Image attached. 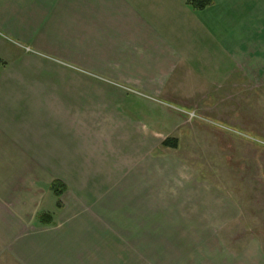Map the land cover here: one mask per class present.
I'll return each mask as SVG.
<instances>
[{
    "label": "crops",
    "instance_id": "0c3cea01",
    "mask_svg": "<svg viewBox=\"0 0 264 264\" xmlns=\"http://www.w3.org/2000/svg\"><path fill=\"white\" fill-rule=\"evenodd\" d=\"M188 1L0 0V255L264 264L241 203L164 145L177 139L165 105L262 93V3ZM57 180L66 190L45 211Z\"/></svg>",
    "mask_w": 264,
    "mask_h": 264
},
{
    "label": "rangeland",
    "instance_id": "374dc122",
    "mask_svg": "<svg viewBox=\"0 0 264 264\" xmlns=\"http://www.w3.org/2000/svg\"><path fill=\"white\" fill-rule=\"evenodd\" d=\"M261 3L264 25V0ZM261 63L264 79V52ZM212 96L201 95L202 101L192 109L164 106L177 118V150L197 169H205L206 177L241 203V229L260 236L264 243V88L262 93L247 89L245 94H216L215 99ZM188 112H194L197 118H191ZM9 176L7 185L12 186V173ZM56 201L51 193L43 210L56 211ZM14 208L12 198L2 206L5 211ZM13 260L8 254L0 255V264H15Z\"/></svg>",
    "mask_w": 264,
    "mask_h": 264
},
{
    "label": "trees",
    "instance_id": "16d2710c",
    "mask_svg": "<svg viewBox=\"0 0 264 264\" xmlns=\"http://www.w3.org/2000/svg\"><path fill=\"white\" fill-rule=\"evenodd\" d=\"M214 3V0H189L188 4L195 10H204L211 6ZM7 65V62L0 59V68H3ZM178 139L169 138L164 142V145L167 147L178 148ZM50 190L60 198L63 192L66 190V186L63 182L57 180L55 181ZM58 206L61 207V203L58 202ZM39 222L42 224H52L53 223V216L51 213H41L39 215Z\"/></svg>",
    "mask_w": 264,
    "mask_h": 264
},
{
    "label": "built area",
    "instance_id": "2783aa9c",
    "mask_svg": "<svg viewBox=\"0 0 264 264\" xmlns=\"http://www.w3.org/2000/svg\"><path fill=\"white\" fill-rule=\"evenodd\" d=\"M188 114L191 118H197V115L194 112H188Z\"/></svg>",
    "mask_w": 264,
    "mask_h": 264
}]
</instances>
